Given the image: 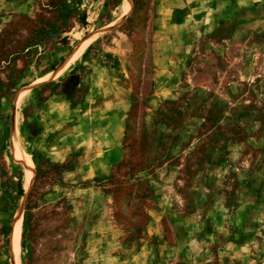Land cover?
<instances>
[{"label":"rangeland","instance_id":"rangeland-1","mask_svg":"<svg viewBox=\"0 0 264 264\" xmlns=\"http://www.w3.org/2000/svg\"><path fill=\"white\" fill-rule=\"evenodd\" d=\"M94 33L70 103L41 115L73 87L35 81ZM15 255L264 264V0H0V264Z\"/></svg>","mask_w":264,"mask_h":264},{"label":"crops","instance_id":"crops-1","mask_svg":"<svg viewBox=\"0 0 264 264\" xmlns=\"http://www.w3.org/2000/svg\"><path fill=\"white\" fill-rule=\"evenodd\" d=\"M96 36H97V33H94L90 38L84 39L82 41V43L80 44V46L71 55V57H69V59L67 61L63 60L62 63H60L55 69L51 68L49 71H47V73L43 76L44 78H41L39 80L37 79V81H35V82H44V81L49 80L53 76L56 78L54 80L45 82L46 84H44V85H46V86L52 85V84L62 85L61 82H58L57 78L60 79L59 77H61L62 75H66L62 81L63 84H66V82L69 83L71 80V84L73 87L72 90H69L63 86L61 90L54 92V93H51L50 97L47 98L42 104H40L37 107L39 110H41V115L46 113L48 116L57 117V113H58L57 107L58 106L60 107V105H63L66 107L67 103L68 104L70 103L71 96L73 95V93L71 91H75L76 88L82 84V80H81L82 77L80 74V69H84L87 65V62H80V61H77V59L82 55V53L83 54L85 53L84 50H86L88 48V46L93 42V40H95ZM89 68L92 69V71H93V72H91V76H90L91 79H93L94 75L97 73V68H94L93 66H90ZM23 94H24V91H22L20 93L19 100L22 98ZM69 109H71V107ZM76 110H77V107H73L71 109V114L74 115ZM44 115H43V117H44ZM37 121L41 122V126L42 125L44 126V124H43L44 119L43 118L41 120L39 119ZM46 132H47L46 130L45 131L41 130V133L39 134V136L40 137L45 136ZM51 132H53V131H51ZM53 133H55V131ZM18 141L21 142L20 135L18 136ZM59 147H60L59 144H57L54 147H50V148H55V149L57 148L58 149ZM12 150H13V137H12ZM13 154H14V150H13ZM8 157L13 159V155H12L11 151H10V155L7 156V158ZM14 159H15V157H14Z\"/></svg>","mask_w":264,"mask_h":264},{"label":"bare ground","instance_id":"bare-ground-1","mask_svg":"<svg viewBox=\"0 0 264 264\" xmlns=\"http://www.w3.org/2000/svg\"><path fill=\"white\" fill-rule=\"evenodd\" d=\"M130 5V4H129ZM131 9V5L128 8V11ZM77 55V54H76ZM13 150H14V156L17 160H20L22 162H25L28 167H29V160L22 148L21 143H19L18 141V135L17 133L14 131V137H13ZM32 180H33V172L31 170H29L28 172V186L30 187L32 184ZM17 229H14L13 233H12V244L13 247L15 248L16 246V242H17ZM16 254V253H15ZM14 264H17V258L15 255L14 258Z\"/></svg>","mask_w":264,"mask_h":264},{"label":"trees","instance_id":"trees-1","mask_svg":"<svg viewBox=\"0 0 264 264\" xmlns=\"http://www.w3.org/2000/svg\"><path fill=\"white\" fill-rule=\"evenodd\" d=\"M87 13L86 12H83L80 16V22L81 24L86 27L87 26ZM52 69H55V67H52ZM17 187H18V196L19 197H23L24 196V186H23V182L22 180H20L17 184Z\"/></svg>","mask_w":264,"mask_h":264}]
</instances>
